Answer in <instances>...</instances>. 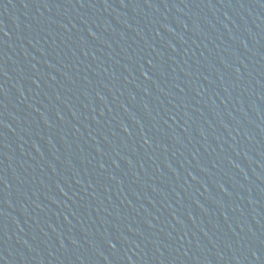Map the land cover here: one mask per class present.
<instances>
[{
    "label": "water",
    "instance_id": "obj_1",
    "mask_svg": "<svg viewBox=\"0 0 264 264\" xmlns=\"http://www.w3.org/2000/svg\"><path fill=\"white\" fill-rule=\"evenodd\" d=\"M0 264H264V0H0Z\"/></svg>",
    "mask_w": 264,
    "mask_h": 264
}]
</instances>
